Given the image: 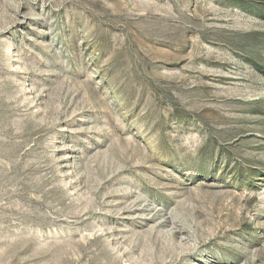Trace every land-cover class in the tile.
I'll return each instance as SVG.
<instances>
[{"label":"rangeland","instance_id":"obj_1","mask_svg":"<svg viewBox=\"0 0 264 264\" xmlns=\"http://www.w3.org/2000/svg\"><path fill=\"white\" fill-rule=\"evenodd\" d=\"M0 264H264V0H0Z\"/></svg>","mask_w":264,"mask_h":264},{"label":"trees","instance_id":"obj_2","mask_svg":"<svg viewBox=\"0 0 264 264\" xmlns=\"http://www.w3.org/2000/svg\"><path fill=\"white\" fill-rule=\"evenodd\" d=\"M234 4L237 5V4H239V2L237 1V2H235ZM256 11H257V10H256Z\"/></svg>","mask_w":264,"mask_h":264}]
</instances>
